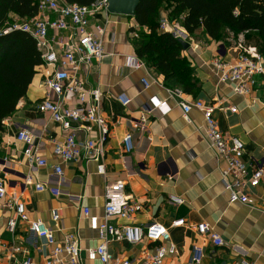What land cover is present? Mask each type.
<instances>
[{
	"label": "crops",
	"instance_id": "1",
	"mask_svg": "<svg viewBox=\"0 0 264 264\" xmlns=\"http://www.w3.org/2000/svg\"><path fill=\"white\" fill-rule=\"evenodd\" d=\"M168 13L169 10L161 8L159 19H168ZM177 21L181 24L180 19ZM90 24L105 29L104 57L83 68L78 78L86 88L98 87L103 94L101 105L108 124L102 159L105 175L96 174V163L83 156L75 162L64 163L55 154L54 142H62L66 132L51 120L49 113H39L36 109V104L47 96L57 101V96L47 94L42 85L51 70L40 66L16 111L5 120V129L0 134V177L7 186V194H20L29 218L39 219L52 228L57 244L67 233L74 234L81 249L79 264H101L89 259L88 251L98 245L97 227L105 202L104 185L115 181L125 182L127 194L142 204V210L133 220L118 219L112 223L146 225L155 221L164 225L177 249V255L167 258L164 264H191L194 245L203 247L200 264H240L241 260L264 264V180L249 193L252 205L229 204L220 180L222 163L205 140L201 114L190 111L191 122L188 123L181 109L167 99L161 75L152 69L134 70L126 66V57L136 56L130 29L138 27L133 17L101 11L90 17ZM242 40L247 44L245 33L234 34L227 29L219 41L210 39L202 29L188 35L189 48L183 50L181 56L195 69L199 92L187 98L221 103L222 109L214 111L218 127L243 142V158L248 165L252 162L264 168V81L258 77L259 84L251 95L242 98L235 96L230 86L217 84L212 74L214 59L235 61ZM143 78L150 82L154 79L156 83L145 89L141 84ZM118 98L129 104L122 105ZM158 101H166V108H154ZM67 102L71 107L78 106L74 98ZM232 107L236 112L230 111ZM143 113L148 114V120L142 124ZM20 130L31 133L33 148L46 162L45 166H29L23 155L25 146L16 139ZM128 133L132 135L131 152L126 154L122 141ZM82 134H77L79 139H83ZM92 136L98 138L95 127ZM56 166H61V176L54 173ZM28 177L33 184L26 182ZM36 183L57 188L60 195L37 192ZM171 195L184 203H170ZM82 208L89 210L87 218L82 217ZM54 210L59 211L57 222L51 217ZM13 217L14 211L0 204V264H20L25 258L44 264L50 251L45 238L36 236L21 222L17 223L15 232L10 233L7 221ZM180 219L186 226H171ZM202 222L212 225L223 238L222 247H214L199 237L193 226ZM153 247L147 241L137 245L112 242L109 252L128 259L131 264H141ZM14 248L19 251L14 252Z\"/></svg>",
	"mask_w": 264,
	"mask_h": 264
},
{
	"label": "built area",
	"instance_id": "2",
	"mask_svg": "<svg viewBox=\"0 0 264 264\" xmlns=\"http://www.w3.org/2000/svg\"><path fill=\"white\" fill-rule=\"evenodd\" d=\"M37 14L30 18H19L10 15L11 22L6 24L3 34L12 31H21L28 34L35 42L40 54L42 64L51 70L42 82L46 93H53L57 101L47 98L36 104L39 113H49L53 122L57 123L66 132L64 140L54 142V152L61 162H75L81 156L86 160L96 163V174L105 175L103 164V144L108 136V124L102 111V91L100 88H86L82 80L78 78L83 68L88 67L96 60L104 57L103 36L105 29L101 25H91L90 17L104 11L107 12L108 0H96L89 6H80L75 3H67L65 0H35ZM169 19L159 21L158 31L168 32L175 39L187 41L188 35ZM146 31V30H145ZM147 32V31H146ZM137 38V31L131 33ZM239 53L233 63L224 62L221 59L212 61V74L217 84L230 86L235 96L242 98L251 95L259 84L258 77L264 81V57L259 51L250 46H244L240 42ZM127 67L138 70L147 69L145 64L137 56H127ZM152 82L143 78L142 86L147 89ZM167 99L181 109L184 119L189 123V113L196 110L202 116L204 123L205 140L210 149L222 163L219 169L220 180L224 191L228 195L229 204L252 205L250 191L258 187L264 180V168L244 161V144L236 136L228 135L220 130L215 119L214 111L222 109L221 103H204L198 99L187 98L179 89H167ZM69 98L77 101L75 107L67 102ZM121 101L127 106L129 101ZM154 108H166V101H158ZM236 112V108H230ZM148 114L143 113L140 122L146 123ZM98 131V138L92 136L93 128ZM83 133V139L78 138V133ZM16 139L24 144L23 152L29 166L43 167L44 160L39 158L37 149L33 148V136L26 130H20ZM132 135L126 134L122 144L126 154L131 152ZM58 176L63 174L61 166L53 168ZM27 183H32L31 177L25 178ZM126 184L123 181L106 182L104 185V206L102 217L98 222V245L88 251L91 260H98L101 264H131L128 259L115 256L109 252V244L123 242L129 245H137L143 241L153 244L152 253L146 255L141 264H164L167 258L177 255V249L171 242L168 229L157 222L146 225L136 223L116 224L118 219H132L142 210V204L135 201L126 192ZM37 192L49 191L53 196H59L57 188H50L46 184L36 183ZM169 202L181 205L184 201L176 196H169ZM0 204L2 207L14 211L15 217L8 219L7 230L14 233L17 223H26L29 231L45 238L50 247L44 264H79L81 249L79 241L74 234L67 233L62 242L57 244L54 238V230L39 219L32 220L26 213L21 201V195L7 194V186L0 177ZM58 210L51 212L54 222L59 221ZM82 217L87 218L89 210L81 209ZM172 227L186 226L183 219L172 222ZM199 237L207 240L214 247L224 245L223 238L209 223L202 222L193 226ZM2 245L0 244V249ZM18 252V248H14ZM204 257L203 247L194 245L191 252L190 263L200 264ZM20 264H35L31 259L25 258ZM240 264H252L247 260H241Z\"/></svg>",
	"mask_w": 264,
	"mask_h": 264
},
{
	"label": "trees",
	"instance_id": "3",
	"mask_svg": "<svg viewBox=\"0 0 264 264\" xmlns=\"http://www.w3.org/2000/svg\"><path fill=\"white\" fill-rule=\"evenodd\" d=\"M65 1L89 6L96 0ZM161 8L169 10L170 21L180 19L187 35L202 29L210 39L219 41L226 29L234 34L245 33L246 46L256 48L264 57V0H140L132 16L138 29H130L137 31L133 39L135 55L162 76L167 89H179L188 96L199 92L195 69L181 56L183 48L178 40L158 31ZM36 14L35 0H0V134L42 64L28 34L2 31L11 22L10 15L30 19Z\"/></svg>",
	"mask_w": 264,
	"mask_h": 264
},
{
	"label": "water",
	"instance_id": "4",
	"mask_svg": "<svg viewBox=\"0 0 264 264\" xmlns=\"http://www.w3.org/2000/svg\"><path fill=\"white\" fill-rule=\"evenodd\" d=\"M140 0H108L107 12L112 15L132 17ZM183 50L189 48V44L183 39H177Z\"/></svg>",
	"mask_w": 264,
	"mask_h": 264
},
{
	"label": "rangeland",
	"instance_id": "5",
	"mask_svg": "<svg viewBox=\"0 0 264 264\" xmlns=\"http://www.w3.org/2000/svg\"><path fill=\"white\" fill-rule=\"evenodd\" d=\"M170 21V20H169ZM171 23H174L175 25H177L179 28H181V24L179 23V21H174V20H172V22ZM182 29V28H181ZM187 42V41H186ZM243 45L245 46L246 44H245V42H243Z\"/></svg>",
	"mask_w": 264,
	"mask_h": 264
}]
</instances>
